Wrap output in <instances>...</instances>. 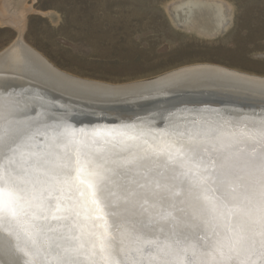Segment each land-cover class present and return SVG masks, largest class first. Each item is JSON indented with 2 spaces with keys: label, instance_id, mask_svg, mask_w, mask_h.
<instances>
[{
  "label": "snow or ice",
  "instance_id": "obj_1",
  "mask_svg": "<svg viewBox=\"0 0 264 264\" xmlns=\"http://www.w3.org/2000/svg\"><path fill=\"white\" fill-rule=\"evenodd\" d=\"M40 135L46 137L42 145L37 143ZM150 135L129 124L77 130L62 122L22 120L18 114L0 112V229L14 237L13 247L25 255H39L47 245L48 253L55 252L54 264H81L78 257L96 255L97 247L105 264H119L112 259L119 239L114 229L129 219L134 225L139 221L123 209L113 211L109 186L118 174L143 170V182L131 180L124 186L123 205L135 204L152 183L149 165L160 161L178 173L165 189L169 200L186 197L187 203L199 206L217 244L264 257V133L252 138L260 145L256 155L223 142L186 143L168 133L149 142ZM204 152L214 157L211 168L203 163ZM233 167L249 169V175H238ZM250 177L252 190L245 192L242 206L222 194L226 184H243ZM49 217L68 233L59 239L67 238L70 246L60 252L55 250L61 245L48 236L53 231ZM85 239L91 244L88 252L83 251ZM5 255L0 241V264H18Z\"/></svg>",
  "mask_w": 264,
  "mask_h": 264
},
{
  "label": "water",
  "instance_id": "obj_2",
  "mask_svg": "<svg viewBox=\"0 0 264 264\" xmlns=\"http://www.w3.org/2000/svg\"><path fill=\"white\" fill-rule=\"evenodd\" d=\"M6 73L5 81H0V112L18 114L22 120L62 122L77 130L114 129L129 124L150 133L149 142L153 136L168 133L186 143L231 144L249 155L260 150L252 138L264 133V85L233 77L218 68L184 67L142 85L102 91L76 83L61 87L52 81L53 74L40 76L23 68L8 69ZM45 142L44 135L38 136V144ZM201 155L203 163L211 168L212 153ZM149 167L147 175L152 183L135 204L123 205L124 186L131 180L143 182V170L118 174L109 186L110 199L116 205L113 211L123 209L139 221L134 225L129 219L114 229L119 239L112 247L113 260L119 264H261L264 257L256 252L245 255L231 246L217 244L212 226L201 219L199 206L187 203L186 197L167 198L165 189L178 175L174 166L152 161ZM231 171L249 175L246 168L233 167ZM252 182L254 177L243 184L230 182L222 194L242 206L241 200L246 191L252 190ZM108 219L112 223L113 218ZM48 224L53 229L48 236L61 245L55 251L69 247L67 238L59 239L61 234L68 235L60 222L49 217ZM0 241L5 245L6 259L18 264H54L55 252L48 253L47 245L39 255H25L13 247L14 237L3 229ZM90 248L85 239L83 251ZM96 253L78 259L81 264H105L98 247Z\"/></svg>",
  "mask_w": 264,
  "mask_h": 264
},
{
  "label": "rangeland",
  "instance_id": "obj_3",
  "mask_svg": "<svg viewBox=\"0 0 264 264\" xmlns=\"http://www.w3.org/2000/svg\"><path fill=\"white\" fill-rule=\"evenodd\" d=\"M25 27L3 23L60 70L126 84L214 64L264 77V0H19Z\"/></svg>",
  "mask_w": 264,
  "mask_h": 264
},
{
  "label": "bare ground",
  "instance_id": "obj_4",
  "mask_svg": "<svg viewBox=\"0 0 264 264\" xmlns=\"http://www.w3.org/2000/svg\"><path fill=\"white\" fill-rule=\"evenodd\" d=\"M18 1L19 0H0V17L3 23L11 24L15 26L20 32H23L24 27H25V18H24L23 11L16 12L12 10L13 8L19 5ZM1 58H5L4 61H2V63L0 64V81H2V83L5 81L3 78L8 74L6 73V70L8 69L12 70L15 68H23L29 73H30V70H32L38 73L40 76L43 75L46 77H49L51 74H53L55 78H52V81L57 82V85L61 87L71 86L72 83H76L78 85H82L85 87L94 88L97 91H102V89H121V88H126L129 86L142 85L147 82H150L151 80V79H147V80L135 81L132 83L114 85V84H108V83H104L100 81L88 80V79H84L81 77L71 75L57 68L45 56H43L41 53L35 50L32 46H30L23 39L21 34L7 48H5L3 51L0 52V59ZM190 66H186V67H190ZM194 66H199V67L207 66V67L218 68V69L231 73L233 77H236L239 79L241 78L251 79L254 82L261 83L264 85V77H259L256 75L243 73L240 71L232 70V69L219 66V65H214V64L193 65V68ZM184 67H181V68H184ZM176 70L178 69H175L172 71H176ZM155 78H152V79H155Z\"/></svg>",
  "mask_w": 264,
  "mask_h": 264
}]
</instances>
